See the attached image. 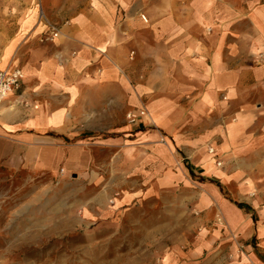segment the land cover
<instances>
[{"label":"crops","instance_id":"1","mask_svg":"<svg viewBox=\"0 0 264 264\" xmlns=\"http://www.w3.org/2000/svg\"><path fill=\"white\" fill-rule=\"evenodd\" d=\"M20 9L19 33L0 47V71L23 72L0 106V166L53 173L92 146H144L171 162L174 142L222 218L212 209L194 234L185 225L180 264H264V63L251 64L264 54V0H25ZM140 107L147 115L130 123Z\"/></svg>","mask_w":264,"mask_h":264},{"label":"rangeland","instance_id":"2","mask_svg":"<svg viewBox=\"0 0 264 264\" xmlns=\"http://www.w3.org/2000/svg\"><path fill=\"white\" fill-rule=\"evenodd\" d=\"M24 4L0 0V47L19 33ZM263 63L260 54L251 64ZM170 148L171 162L144 146H92L53 173L0 166V264H180L185 225L194 234L212 209L222 218L209 186L187 173L181 148ZM220 192L233 201L225 185ZM126 194L131 200L116 206Z\"/></svg>","mask_w":264,"mask_h":264},{"label":"built area","instance_id":"3","mask_svg":"<svg viewBox=\"0 0 264 264\" xmlns=\"http://www.w3.org/2000/svg\"><path fill=\"white\" fill-rule=\"evenodd\" d=\"M49 31L51 36H56L59 33L57 27L53 25H50ZM22 79L23 72L18 68L0 71V106L11 91L20 87ZM146 115L147 111L141 108L137 113L129 112L126 116L130 123H136L139 118Z\"/></svg>","mask_w":264,"mask_h":264},{"label":"trees","instance_id":"4","mask_svg":"<svg viewBox=\"0 0 264 264\" xmlns=\"http://www.w3.org/2000/svg\"><path fill=\"white\" fill-rule=\"evenodd\" d=\"M189 167V166H188ZM237 205L239 206V207H244V206H246L245 204H243V203H237Z\"/></svg>","mask_w":264,"mask_h":264}]
</instances>
